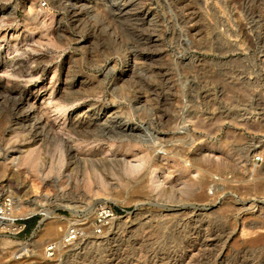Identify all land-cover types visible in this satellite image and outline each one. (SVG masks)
<instances>
[{
	"label": "rangeland",
	"instance_id": "374dc122",
	"mask_svg": "<svg viewBox=\"0 0 264 264\" xmlns=\"http://www.w3.org/2000/svg\"><path fill=\"white\" fill-rule=\"evenodd\" d=\"M0 59V182L21 217L66 219L32 252L40 216L0 235V264H264V0H0ZM40 79L39 140L8 105Z\"/></svg>",
	"mask_w": 264,
	"mask_h": 264
},
{
	"label": "bare ground",
	"instance_id": "6f19581e",
	"mask_svg": "<svg viewBox=\"0 0 264 264\" xmlns=\"http://www.w3.org/2000/svg\"><path fill=\"white\" fill-rule=\"evenodd\" d=\"M81 2H83L85 4H88V6L90 8H95V5L97 4L98 0H77V3H81ZM105 5H106L105 7H107L111 11L113 16L114 15L115 16H120V17H124L125 19L133 17V15L130 12H125L124 8L122 6H120L118 3L109 2V3L105 4ZM115 20H116V18H115ZM130 61H131V59H130ZM1 63H2V60L0 59V64ZM131 65H132V63H130L128 66L130 67ZM37 70H40L42 72V75H43V73L46 72L47 68L46 67L40 68V69H39V67L38 68H34V72H36ZM36 82H38V84L34 83L29 88H27L25 91L22 90L24 93H22L18 98L16 97V95L13 96V97H15V98H12V102L13 103H10V105H8V107L10 108V111L12 112L13 116L15 117V121L17 123L25 124L26 121H30L32 123V129H35V131H33V132H35L34 133L35 138L40 140L43 135L47 134L46 131H47L48 127H46L45 121H43L41 115L39 114L40 113L38 111V109H40L39 106H37V104L35 102L30 103L31 99L36 100L38 98L43 97V90L41 88V87H44L43 79H40L39 81H36ZM84 83L85 82H82V81L80 82V84H84ZM74 86H75V83H74ZM7 87L12 88L9 85L3 83L2 80L0 79V100H2V99L4 100V98H7V95L5 96L6 93H4L6 89L2 90L3 88H7ZM13 87H16V85L13 86ZM14 92H16V91H14ZM40 103L42 104L43 101H40ZM25 105H26V107H25ZM23 107H25V108H23ZM87 111H90V109L87 110ZM107 117H109L108 114H107L106 118ZM98 119H99V116H92V118L90 117L88 119V121H87L88 122V126L86 127V130L85 129L82 130V131H78L77 130V133H79V134L83 133L84 136H86V138H90V136L93 135L92 134L93 129L91 130L90 128H91L92 125H94V124H96L98 122L97 121ZM76 122H77V124L79 126H80V124L84 123L83 120L79 119V117L76 119ZM79 130H80V128H79ZM74 150L75 149L72 146L69 148V152H72V151L74 152ZM20 152H21V154H19L18 156L15 157L14 160H12L14 162V165H15L16 168H18V166L21 167L22 165H26V166L28 165L29 167L33 168L37 164V162H36L37 158L33 159V157H30L29 154H23L24 153L23 151H20ZM72 155H73V157H76V158L78 157L76 155V153H72ZM34 158H35V156H34ZM158 174H159V170L155 171L154 176L152 175L151 178H153L155 180L156 177H159ZM18 207L19 206L17 205L16 209ZM66 207H68V206H66ZM31 213L42 214V215H44V217L39 221L38 227L35 230V232L32 234V236L30 238H28L29 239L28 242H25V243H22V244H17V245L20 246V248H19L20 251L27 252L28 249H29V251H31V249H34L33 247L35 246V244L38 243L44 237L47 238V237H51V236L57 234V231H58L57 226H58V224L61 221L66 220L64 218L58 217L53 210L35 209ZM130 214L131 213H128L127 215H130ZM120 217H122V216H118V218H120ZM126 220H128V219H126ZM68 221L69 220H67V222ZM119 221H120V219H119ZM71 223H73V222H71ZM71 223H69V224H71ZM263 230H264V228H263ZM44 255H45V252H44Z\"/></svg>",
	"mask_w": 264,
	"mask_h": 264
},
{
	"label": "built area",
	"instance_id": "2783aa9c",
	"mask_svg": "<svg viewBox=\"0 0 264 264\" xmlns=\"http://www.w3.org/2000/svg\"><path fill=\"white\" fill-rule=\"evenodd\" d=\"M250 163L253 166V169L259 168L264 163V154L261 152L253 154ZM17 205L13 192L5 184L0 182V235L15 239L27 229V220L35 216H40L41 219L44 217L42 214L21 217L18 214L19 209H16ZM112 215L113 214L110 211H103L96 218L95 227L104 226L108 218ZM81 236L80 229H78L74 223L67 225L60 240L50 241L45 246L44 252L46 260H53L60 248L72 245L78 241Z\"/></svg>",
	"mask_w": 264,
	"mask_h": 264
},
{
	"label": "trees",
	"instance_id": "16d2710c",
	"mask_svg": "<svg viewBox=\"0 0 264 264\" xmlns=\"http://www.w3.org/2000/svg\"><path fill=\"white\" fill-rule=\"evenodd\" d=\"M28 227H29V226L27 225V229H26V230H28Z\"/></svg>",
	"mask_w": 264,
	"mask_h": 264
}]
</instances>
